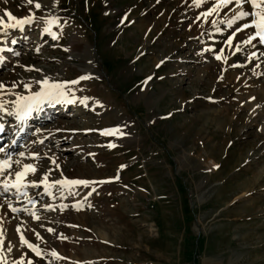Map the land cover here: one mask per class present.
Wrapping results in <instances>:
<instances>
[{"label":"rangeland","instance_id":"rangeland-1","mask_svg":"<svg viewBox=\"0 0 264 264\" xmlns=\"http://www.w3.org/2000/svg\"><path fill=\"white\" fill-rule=\"evenodd\" d=\"M38 2L0 0L35 17L0 29V264H264V45L235 3ZM45 78L66 88L40 125L15 101Z\"/></svg>","mask_w":264,"mask_h":264},{"label":"snow or ice","instance_id":"snow-or-ice-1","mask_svg":"<svg viewBox=\"0 0 264 264\" xmlns=\"http://www.w3.org/2000/svg\"><path fill=\"white\" fill-rule=\"evenodd\" d=\"M203 0H196L197 5L202 3ZM27 3L29 5H34L36 9L41 8V3L38 2V0H27ZM235 3L237 8L240 10L236 13L235 18L233 20L229 21V26L234 24L237 20H247L243 27L240 29L241 31L248 29V28H254L255 34L250 35L247 43L251 44L253 41H258L259 44L264 45V0H218L216 5L211 8L210 11L205 12V16H210L213 13L217 12L222 7H227L229 4ZM250 5V10H245L244 5ZM5 17L7 18L5 20ZM249 18H251L249 20ZM35 19L34 16H28L23 19L16 17L11 11L5 10L3 16H0V29H3L5 34H7L8 29H15L20 28L23 29L24 25L31 24L33 20ZM48 24L56 23L55 19L47 21ZM46 32L49 34L51 33L50 28L45 29ZM52 38L56 39V35L52 34ZM231 40L228 41L229 44H231ZM12 43H16L15 40L12 41ZM218 60L222 59L221 56L216 57ZM87 76L80 77V80L88 79ZM80 80L72 81L71 83H79ZM38 84L41 86V90L39 92H36L29 96H17L15 105L17 109V114L19 115L21 111H23L24 115L30 114L34 108H38L39 105L44 102L45 100L50 99H59L61 97L65 96V88L66 84L64 83H54L50 82L48 78H45L41 81H37ZM3 88V85H0V89ZM25 88L30 91V85H25ZM82 103L87 106V98H85ZM4 105L0 103V109H3ZM119 132V129H107L101 132V135L105 136H111L116 135ZM42 142V141H41ZM110 147H115V145H110ZM36 159V157H33ZM19 163V162H17ZM11 165L9 163V159H5L0 161V174H3L8 168H10ZM36 172V167L34 165H24V168L22 171L16 172V182L14 184L9 185L7 182L3 185V190L7 192L9 190V187L16 188L17 191H20L22 188H27L29 185L24 183V180L26 179L27 175L29 173L34 174ZM45 182L46 189L50 188L51 185H48L46 183L47 176L43 178ZM57 184H60L62 187L68 188L71 190L72 187L76 186H84L88 187L90 181L86 180H63V181H56ZM102 183V182H101ZM32 186H38L36 184H33ZM26 195V193H24ZM50 194V193H49ZM31 202V201H30ZM12 211H17V209L13 208ZM35 216V213H32ZM38 219V217H37ZM19 231V229H17ZM49 231H52L49 229ZM0 235H3L2 231H0ZM38 235V234H37ZM39 238V236H38ZM21 242L23 244H26L27 247L33 251L37 256L41 255V252L38 247L34 246L33 244L29 243L27 240L24 239L23 236H21ZM53 256H56L57 254L55 252L52 253ZM31 264V262H29Z\"/></svg>","mask_w":264,"mask_h":264},{"label":"bare ground","instance_id":"bare-ground-1","mask_svg":"<svg viewBox=\"0 0 264 264\" xmlns=\"http://www.w3.org/2000/svg\"><path fill=\"white\" fill-rule=\"evenodd\" d=\"M48 5V4H47ZM49 7V6H48ZM159 20H160V17L158 18ZM158 19H156V20H158ZM159 20L158 21H156V23H155V25L157 24V23H159ZM56 80V78H54V80H53V82ZM51 100H53V99H50V100H48V102L49 101H51ZM53 102V101H52ZM50 104H52V105H54L53 103H48V105H46V106H49ZM58 104V103H57ZM44 104L41 106V108H38V109H36V110H34L33 111V113H32V115H34L35 113H37V114H39V113H41V112H43V113H45V116H43V115H38V117H36V119L35 120H33V122L34 123H36V124H39L40 123V125L41 124H43V123H45V121H47L48 122V120H50V119H53L52 117H54L53 115H55L56 114V107H57V105L56 106H53L52 108L51 107H46ZM42 113V114H43ZM46 118V119H45ZM3 132H5V130L3 131ZM3 132H1L0 134L1 135H3ZM5 134V133H4ZM10 135H11V137L14 135H12V133L10 132L9 133ZM7 137H9V135L8 136H6L5 138H4V136L3 137H1V139H4V142L6 141V139H7ZM19 139H20V137L19 136H17ZM13 138V137H12ZM2 143H3V141H2ZM13 145V144H12ZM12 145H11V147H12ZM14 147V146H13Z\"/></svg>","mask_w":264,"mask_h":264}]
</instances>
